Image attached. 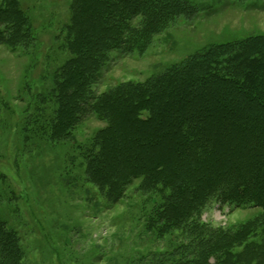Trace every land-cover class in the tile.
<instances>
[{
  "label": "rangeland",
  "instance_id": "374dc122",
  "mask_svg": "<svg viewBox=\"0 0 264 264\" xmlns=\"http://www.w3.org/2000/svg\"><path fill=\"white\" fill-rule=\"evenodd\" d=\"M185 1L191 11L166 22L161 32L145 39L149 43L144 48L135 47L131 52L116 48L105 56L94 77L89 74L85 95H79L73 113L66 117L70 135L64 132L49 138L39 135L37 125L44 126L46 115L57 106L56 86L63 78L56 71L66 59L78 56L76 34L71 33V26L66 27L73 21V2L21 0L32 18L33 36L9 44L0 41V217L6 223L5 232L16 233L20 253L3 241L0 264H186L191 255L207 254L208 248L214 249L209 264L225 262L228 250L243 264L249 259L252 244L257 248L254 262L258 264L264 256V205L229 200L225 188L233 190L235 182L223 181L224 191L208 187L203 200L198 197L189 205L190 212L181 213L183 206L171 207L165 202L169 188L161 191L147 175L124 182L115 195L108 187L102 190L94 185L87 176L84 154L92 146L101 148L95 139L105 131L118 123L120 132L128 135L130 148L138 138L122 118L114 124L113 115L107 112L113 97L139 96V90L151 88L178 68L186 67L184 74L197 68L193 74L203 77L204 71L197 67L199 61H192L204 51L228 42L264 39V0ZM130 23L140 29L144 22L134 18ZM257 51L264 55V48ZM226 84L211 86L213 93L209 95L201 81L202 90L190 96L193 107L180 120L175 117L173 133L164 142L159 138L155 141L152 150L165 156L169 164L163 180L180 175L172 165L181 162L172 150L180 128H196L197 122H202V128L207 113L221 105L231 108L230 102L250 118L264 111L257 94L247 102L242 92ZM79 86L71 87L72 92L79 93ZM30 112L35 118L27 127ZM244 119H239V125ZM205 135L196 139L207 137L209 147L223 138ZM247 139L249 135L230 132L227 143L235 150L230 153L231 160L240 156ZM211 150L212 167L206 177L197 176L199 169H206L201 163L195 162L199 167L187 165L186 179L196 181L197 191L205 183L213 186L214 177L222 173V167L217 169L215 164L219 165L223 151L217 146ZM155 154L150 159L154 160ZM239 194L247 196L244 190ZM177 210L182 220L174 228L163 230L157 211L176 215ZM210 238L216 246L208 247Z\"/></svg>",
  "mask_w": 264,
  "mask_h": 264
},
{
  "label": "trees",
  "instance_id": "16d2710c",
  "mask_svg": "<svg viewBox=\"0 0 264 264\" xmlns=\"http://www.w3.org/2000/svg\"><path fill=\"white\" fill-rule=\"evenodd\" d=\"M72 2L73 21L67 23L66 27L71 26V33L76 34L74 43L78 56L75 59H66V62L56 71V75L63 78L57 82L56 86L58 88L57 106L52 113L46 115L47 123L44 126L37 125L39 135H48L49 138L55 135L62 136L64 132L66 136L70 135L66 132L70 129V125L66 123V117L69 113H73L75 103L79 102H77L79 95L84 93L88 85L89 76L93 74L94 77L110 51L125 48L131 52L135 47L144 48L145 44L149 43L145 39L151 38L155 32H161L166 22L186 15L192 9L185 0H72ZM134 18L142 19L144 22L142 28H134L131 25L130 21ZM34 29L32 18L24 10L21 0H1L0 41L8 44L26 41L31 39ZM263 48L264 39L258 38L213 46L192 61V64L199 61L197 67L204 71V78L193 74L196 73L197 68L189 71L188 74H184L186 67L178 68L151 88L145 91L139 90V96L132 94L126 99L123 96L113 97L109 101L107 112L113 115L114 124L117 119L122 118L127 128L138 138L133 139V147L130 148L127 142L128 135L120 132L118 123L115 124L116 128L105 131L102 137L96 138L95 142H100L101 148L92 146L84 154L88 161L89 181L102 190L108 187L109 193L115 195L124 182L134 177L147 175L149 181L156 188L160 187L161 191L166 187L169 188L170 193L165 202H169L171 207L183 206L185 210H179L182 213L190 212L187 210L189 205L195 204L198 197L203 200V197L207 196L208 187L212 188V191L222 189L223 181L227 180L232 184L235 182L233 190L227 191L225 188L224 195L228 196L229 200H235L240 204L250 202L263 206L264 111L250 118L241 111H237L235 102H230L229 104L234 108L226 109L221 105L219 110L214 109L211 113H207L203 121L205 126L202 128V122H197L196 124H199L196 128L192 126L180 128L175 137L174 146H170L172 150L175 149L174 153L181 159L178 165L172 164L176 166L180 175L173 174L171 179H162L166 178L165 172L169 170L165 156L155 154L152 150L158 138L164 142L166 137L173 133L175 117L180 120L186 111L193 107L194 103L190 96L202 90L200 88L204 86L201 85V81L206 84L209 95L213 93L209 89L211 86L219 87L220 84L227 83L226 85L230 84V86L232 84L235 92H242L247 102L253 100L251 95L257 94L260 98L259 103L264 105V55L257 51ZM76 84L80 85L79 93L71 90V87ZM182 84L185 86L183 87ZM137 98L141 100L136 102ZM36 104L35 106L38 107L39 103ZM46 110L51 111L50 108ZM103 113L106 112L103 111ZM242 117L245 119L239 125V119ZM34 118L35 113L30 112L25 126L28 127L30 123H34ZM214 123L219 124L213 129L207 128ZM229 131H236L240 136L249 135L247 143L242 147V153L234 160H231L230 153L235 150L229 148L227 143ZM205 132L208 137L223 136L222 140L214 144L223 151L220 162L217 161L219 165L215 164L217 169L222 167L220 170L222 173L219 177L216 174L217 176L211 182L213 186L205 183L204 186L198 187V192L194 186L196 181L186 179L188 177L186 171L187 165L198 166L197 164L201 163V167L207 170L196 171L200 179L202 176L206 177L208 169L212 167L213 151L211 149L214 146H208L207 137L202 140L196 139L201 134L205 135ZM154 154L155 159H150ZM243 190L247 196L243 197L239 194ZM228 192L229 194H226ZM179 212L177 210L175 215L169 212L161 214V211H157V219L162 220L163 230L168 231L174 228L182 220V214L179 216ZM4 222L5 220L0 217V244L8 241L6 243H9L10 247L19 254L17 235L13 231L6 233ZM6 235L7 238H5ZM211 240L213 238L207 241L210 245L208 247L216 246ZM250 246L252 247L248 248L251 252L249 259L243 264H256L254 262L257 255L256 244ZM213 251V248H208L207 254L191 255L186 264H209V254ZM232 253V250H228L227 259L221 264H240V259L233 258ZM257 263L264 264V256H261Z\"/></svg>",
  "mask_w": 264,
  "mask_h": 264
}]
</instances>
